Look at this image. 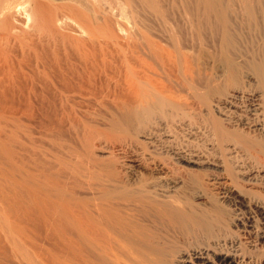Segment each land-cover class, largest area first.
Masks as SVG:
<instances>
[{
  "label": "bare ground",
  "instance_id": "obj_1",
  "mask_svg": "<svg viewBox=\"0 0 264 264\" xmlns=\"http://www.w3.org/2000/svg\"><path fill=\"white\" fill-rule=\"evenodd\" d=\"M0 115L75 164L52 197L19 186L24 238L81 264H264V0H0Z\"/></svg>",
  "mask_w": 264,
  "mask_h": 264
},
{
  "label": "rangeland",
  "instance_id": "obj_2",
  "mask_svg": "<svg viewBox=\"0 0 264 264\" xmlns=\"http://www.w3.org/2000/svg\"><path fill=\"white\" fill-rule=\"evenodd\" d=\"M12 47H15L16 49L14 48V50ZM12 47L10 48L15 51L14 53H12V49L8 47L7 49L11 50L9 51V55L15 54L14 57H12L14 58V61L16 62L20 58L23 59L20 52V49L22 48L19 47L20 49H17L18 46L16 44ZM26 50H28V48ZM33 103L35 104L34 101ZM7 115L9 116L10 114ZM3 117L5 116L0 115V126L2 129L0 131V228H2V225L4 226L2 230L0 229V261L10 264L11 262H9L7 254L14 253V258L16 259L17 257V262L15 261L17 264H81L78 246L71 247L68 245L52 244L51 242L53 241L47 242L39 238L34 232H30L31 230H28L26 232L27 235L30 236V238L27 239L24 238L26 236H21L24 235V233L22 234L19 228L17 229L14 226V229L12 228L10 221L13 223L16 220V211L14 210V212L13 210H11L13 209L11 208L13 206L12 203H15L14 199L19 200L20 193L21 201H26V199H28V197H25L27 196L26 194L23 196L24 193L21 191L22 188L25 187L28 190H34V192L36 190H42L46 195L52 197L56 193V190L60 189L59 186H53L51 182L53 172L58 170L59 167L63 168L64 163L62 162V166L57 165L53 169L49 167V161L53 160L51 159V156L49 154L50 138L48 137L51 136L49 135L48 131L46 132L39 126V121L38 123L36 122V125L35 122L30 123V120L28 121L24 115H21V118L23 117L21 119L23 122L21 120L16 121V119L13 118H6L7 121L5 122ZM18 117L20 118V114L15 118ZM8 126H10V128H12L13 126L14 128L10 129ZM2 131L4 134L2 133ZM43 132L46 134V136ZM45 138H47V140ZM38 145H40L41 148ZM35 156L39 158V164L36 160H34L36 159ZM171 157L172 159L175 158L173 157V155H171ZM53 161L55 162V160ZM73 163L74 161L71 160L68 165L65 164L67 165L66 168L74 169L73 167L75 166V164ZM49 180L51 183H49ZM63 180L64 179H62V181ZM60 185L62 186L63 184L61 183ZM19 186L23 187L20 188ZM16 189H19L20 191H17ZM18 192L20 193L18 194ZM13 236L16 241L13 239ZM10 237H12L11 239L14 240V243L9 242ZM17 240H19L20 242H18ZM28 240L32 243L28 242Z\"/></svg>",
  "mask_w": 264,
  "mask_h": 264
}]
</instances>
